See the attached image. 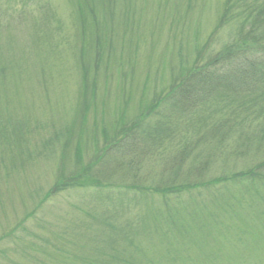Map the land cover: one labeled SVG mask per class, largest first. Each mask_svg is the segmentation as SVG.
Instances as JSON below:
<instances>
[{
  "label": "rangeland",
  "instance_id": "374dc122",
  "mask_svg": "<svg viewBox=\"0 0 264 264\" xmlns=\"http://www.w3.org/2000/svg\"><path fill=\"white\" fill-rule=\"evenodd\" d=\"M226 3L0 0V129L10 135L6 123H21L23 148L34 154L17 166L0 158V264H44V255L59 264L65 252L95 264H264V181L231 180L255 168L264 174V143L234 154L240 136L258 137L264 115H232L242 121L220 144L201 140L203 118L168 115L166 102L143 115L180 70L234 41L235 24L217 29ZM216 97L196 115L231 117L240 98ZM161 124L163 133H147ZM10 138L2 146L0 135V157L15 150L19 138ZM88 167L96 188L57 190Z\"/></svg>",
  "mask_w": 264,
  "mask_h": 264
},
{
  "label": "trees",
  "instance_id": "16d2710c",
  "mask_svg": "<svg viewBox=\"0 0 264 264\" xmlns=\"http://www.w3.org/2000/svg\"><path fill=\"white\" fill-rule=\"evenodd\" d=\"M92 11L93 12L90 15L94 24L93 26L95 27L97 26L96 24L99 19L95 11ZM88 19L89 16L85 15L82 24L84 25ZM224 24L229 27L230 24L236 25L234 30V41L225 48L219 57L206 64L195 66L190 72L180 70V73L174 75L171 80V87L166 93L163 92L162 95L155 98L154 103L150 105L147 108V112L143 114L145 115V118L154 115L158 107L163 102H166L168 115H180L181 117L187 116L189 119L203 118L202 127L204 128L205 126L207 129L201 140L205 141L206 144H211L209 142L213 141H218V144H220V142L222 143L227 136V132L230 131L233 126H236L234 121H238L237 123L242 121L240 120L239 122V119L233 118L232 115H238L239 118L242 117V115H256L258 119H260L259 115H264V0H227L224 9V18L221 19L217 29L220 31V28ZM217 33L218 31L215 33V36ZM82 58L85 60V54ZM86 70L87 67H84V78L82 82V88L85 91H83L84 95L86 94V88L88 87L90 79L88 78L87 80V75H85ZM94 93L95 92L92 93L93 96H95ZM164 93L166 94L165 96ZM217 95L221 97H224V95L234 96L236 100L240 98L239 102H236L233 106L230 115H228L231 117L219 121L214 117L219 110L215 112L213 111V115H196L199 111H202L203 114L209 113L212 110V106L209 103ZM222 109L223 108L220 107V111ZM227 109H229V106L226 107L225 110ZM83 112L84 110H81V108L78 107L76 114L74 113L75 117L76 115H83ZM77 118L79 117H76L75 119L77 120ZM145 118L140 119V123H137L136 125L138 126L140 124L141 126ZM162 118L167 120L169 126L168 130L173 131V129H171L173 125L171 123H174V121H171L168 118L166 119L165 116H162ZM210 119H212V124L206 122ZM6 124L13 125V132L9 135L6 130L8 127L0 129V135L6 136V139L1 141L3 143L2 146H6V144L12 139L10 136L13 135L16 140H18L17 137L19 138V142L15 144V150H12L9 153L10 157H6L5 154H3L0 158L10 159L14 166H17V161H29V159L34 158L33 153H29L30 151L26 152L27 148H23V125L19 122L15 123L12 121L7 122ZM163 125L149 127L147 133L151 135H153V131L158 134L163 133V129L161 128ZM158 127H160L161 130H159ZM174 132H176V130H174ZM58 135L53 137L46 145L54 147L55 143L60 138H58ZM255 135H252V133L249 135L247 134L244 136V139L240 136L235 142L236 145L234 150L236 151L234 154H237L242 149L244 151H242L238 157L244 156L246 151L251 149L250 147L253 144L251 146H249V144L253 141L257 143L258 147L263 145L264 129L258 133V137ZM253 137H256L257 139ZM154 138L155 137L152 139L154 140ZM246 147L249 148L246 149ZM16 149L19 151L20 155H18ZM10 150L11 148L7 149V153ZM81 150L82 149H80V151ZM188 154L189 152L187 151L184 155L181 153L180 156ZM23 156L27 157L23 158ZM77 160L78 164L83 163L81 157L77 156ZM172 162L176 164L175 167L177 166L178 169H185V165L187 164L184 161V158L183 160L177 158ZM206 167H208V163L207 165H202L201 169L204 170ZM258 167L262 168L263 165H259ZM198 172V169L191 170V172L189 171L190 174ZM86 173H89V179L86 178ZM90 173H92L90 167H88V170L84 168L82 170L78 169L77 171L76 169V171L68 177V179L74 182L66 187L57 188V190H68V187L74 186L73 183L75 182H77L80 187L96 188L97 186L93 183V177ZM240 178L247 179L252 183L251 185H256L257 182H260V180L257 179L264 181V174L258 173L255 168V170H250L247 173L236 174L231 180L235 181ZM175 220L172 221L175 222ZM71 256V253L65 252V254L62 255H56V259L59 264H95L92 259L94 256L83 259L77 255H74L73 258H71ZM51 257L48 258L50 259ZM48 258L44 255V264H48ZM50 260L56 261L54 258H51Z\"/></svg>",
  "mask_w": 264,
  "mask_h": 264
}]
</instances>
